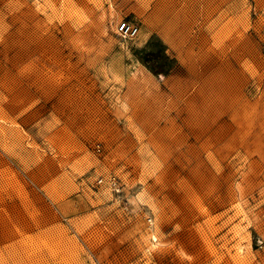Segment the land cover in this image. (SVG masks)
Listing matches in <instances>:
<instances>
[{
    "label": "rangeland",
    "instance_id": "374dc122",
    "mask_svg": "<svg viewBox=\"0 0 264 264\" xmlns=\"http://www.w3.org/2000/svg\"><path fill=\"white\" fill-rule=\"evenodd\" d=\"M0 264H264V0H0Z\"/></svg>",
    "mask_w": 264,
    "mask_h": 264
},
{
    "label": "built area",
    "instance_id": "2783aa9c",
    "mask_svg": "<svg viewBox=\"0 0 264 264\" xmlns=\"http://www.w3.org/2000/svg\"><path fill=\"white\" fill-rule=\"evenodd\" d=\"M115 33L123 38H133L137 35L139 27L127 19H120L115 24Z\"/></svg>",
    "mask_w": 264,
    "mask_h": 264
},
{
    "label": "bare ground",
    "instance_id": "6f19581e",
    "mask_svg": "<svg viewBox=\"0 0 264 264\" xmlns=\"http://www.w3.org/2000/svg\"><path fill=\"white\" fill-rule=\"evenodd\" d=\"M148 233H149V231L147 230V231H146L147 236H148ZM149 234H151V233H149ZM149 237H150V236H149ZM151 237H154V235H151Z\"/></svg>",
    "mask_w": 264,
    "mask_h": 264
}]
</instances>
